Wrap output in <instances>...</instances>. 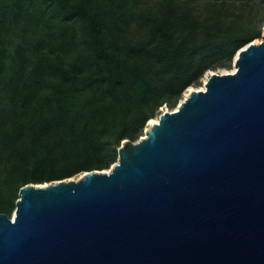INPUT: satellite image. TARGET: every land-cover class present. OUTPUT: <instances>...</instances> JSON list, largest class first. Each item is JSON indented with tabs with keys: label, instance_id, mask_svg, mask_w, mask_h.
Masks as SVG:
<instances>
[{
	"label": "water",
	"instance_id": "obj_1",
	"mask_svg": "<svg viewBox=\"0 0 264 264\" xmlns=\"http://www.w3.org/2000/svg\"><path fill=\"white\" fill-rule=\"evenodd\" d=\"M232 62L109 168L20 186L0 264H264V32Z\"/></svg>",
	"mask_w": 264,
	"mask_h": 264
},
{
	"label": "trees",
	"instance_id": "obj_2",
	"mask_svg": "<svg viewBox=\"0 0 264 264\" xmlns=\"http://www.w3.org/2000/svg\"><path fill=\"white\" fill-rule=\"evenodd\" d=\"M263 25L264 0H0V212L25 183L109 168Z\"/></svg>",
	"mask_w": 264,
	"mask_h": 264
},
{
	"label": "rangeland",
	"instance_id": "obj_3",
	"mask_svg": "<svg viewBox=\"0 0 264 264\" xmlns=\"http://www.w3.org/2000/svg\"><path fill=\"white\" fill-rule=\"evenodd\" d=\"M264 26V25H263ZM263 32H264V29H263V27H262V31H261V35L263 34ZM261 36H259V37H257V38H255V39H258V38H260ZM232 67H233V62L231 63V67L230 68H227V69H217L216 71H230V69L232 70ZM208 72V71H207ZM206 74L207 73H205L204 74V76H206ZM203 78V77H202ZM201 78V80H200V84L198 85V86H201L202 84H203V79ZM198 86H192V87H198ZM181 99H182V97H181ZM180 99V100H181ZM179 100V101H180ZM178 101V102H179ZM178 105V103L176 104V106ZM175 106V107H176ZM165 107H167L166 105H163L162 107H160V111L163 109V108H165ZM168 108V107H167Z\"/></svg>",
	"mask_w": 264,
	"mask_h": 264
},
{
	"label": "bare ground",
	"instance_id": "obj_4",
	"mask_svg": "<svg viewBox=\"0 0 264 264\" xmlns=\"http://www.w3.org/2000/svg\"><path fill=\"white\" fill-rule=\"evenodd\" d=\"M263 29H264V26H263ZM255 40H256V39H255ZM234 66H235V65H233L232 70L234 69ZM232 70L230 69V71H232ZM206 73H207V72H206ZM205 77H206V76L203 75V78H202V79H203V83H204ZM201 86H203V84H202ZM198 87H199V86H198ZM191 88H192V86H190V87H188L187 89H185V91H184L183 94H182V98L185 97V94H186L187 90H188V89H191ZM178 104H179V102H178ZM163 109H164V108H163ZM149 119H150V118H149Z\"/></svg>",
	"mask_w": 264,
	"mask_h": 264
}]
</instances>
